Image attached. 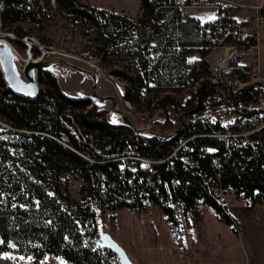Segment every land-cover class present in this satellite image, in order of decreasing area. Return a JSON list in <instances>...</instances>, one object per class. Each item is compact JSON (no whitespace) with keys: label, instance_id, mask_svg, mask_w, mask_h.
Returning a JSON list of instances; mask_svg holds the SVG:
<instances>
[{"label":"trees","instance_id":"obj_1","mask_svg":"<svg viewBox=\"0 0 264 264\" xmlns=\"http://www.w3.org/2000/svg\"><path fill=\"white\" fill-rule=\"evenodd\" d=\"M53 1L56 11L90 28L88 42L97 59L96 66L119 83L123 101L155 110L156 123L170 132H174L175 123H169L166 107L177 109L175 118L181 128L175 136H139L127 127L108 124L105 113L96 111L87 101L64 99L47 75H38L37 83L41 82L44 90L39 91L33 103L11 95L0 79V121L23 131L14 132L6 140L0 135V252H7L12 246L18 254L29 256L30 264H37L46 255L58 257L66 264H109L106 259L113 254L105 247L104 255L89 250L81 236H99L94 210L104 213L103 205L109 212L145 210L140 209L135 191L126 193V183L117 181L116 174H123L122 162L110 160L124 153L170 163L164 161L152 168L162 181H177L172 198L181 203L185 221L195 200L202 199L219 222L236 232V221L206 193L201 182V178H212L220 184L218 187L244 200L246 209L264 204V127L259 129V111L250 106L260 85H249L238 94L210 85L206 79L211 70L202 60L212 46L236 43L230 32L234 21L222 19L215 20V26L200 25L181 15V6H210L216 0H139V15L134 18L95 9L78 0ZM0 2L1 26L20 21L37 24L45 15L38 0ZM207 26L219 42L211 44L205 34ZM252 43L254 40L248 37L247 44ZM17 44L21 45L19 41ZM190 56L200 59L193 61ZM239 79L247 81L241 75ZM194 85L195 94L180 97ZM208 102L211 107L222 103L232 106L237 119L226 127L218 121H193L191 113L199 115L202 104ZM69 128L74 132L79 129L84 143L76 140ZM192 137V141L186 142V147L193 148L191 154L179 148L171 156L181 142ZM181 157L195 161L197 175H190L182 167ZM215 158L221 163L214 170ZM132 165L139 168L137 162ZM167 166L171 172L166 170ZM63 175L79 182L76 202L69 199L66 188L61 186L62 182L68 185ZM144 177L135 180L148 190L147 200L175 226L178 214L168 208L159 209L158 194L152 192L154 183H147ZM157 188L166 197L164 188ZM122 198L131 200L124 202ZM31 205L35 207L30 208ZM87 216L90 224L85 223Z\"/></svg>","mask_w":264,"mask_h":264},{"label":"rangeland","instance_id":"obj_2","mask_svg":"<svg viewBox=\"0 0 264 264\" xmlns=\"http://www.w3.org/2000/svg\"><path fill=\"white\" fill-rule=\"evenodd\" d=\"M44 1L45 0H38V5L45 11V15L41 17L37 24H33L28 21H20L11 25L1 26V34L8 36L7 39L17 54L21 58H25V49L21 42H19L21 44L19 45L17 44V41L22 39L23 36H27L34 38L41 46L49 51L62 52L96 65L97 59L92 56L91 46L88 42L90 28L78 25L77 23L69 20L65 14L56 11L54 9V1L52 3V0H47V6L44 5ZM214 1L215 0H212V2ZM207 3L209 2L205 1V4ZM206 7L209 6H198L197 8H193L191 11H189L191 12L192 17L208 19L207 23L213 25L214 21L216 20V12L214 13L213 9H208ZM240 7H244V5L240 4ZM192 19L193 21H197L194 18ZM253 19L254 17L249 19V22H246L242 25H251L250 23H253ZM198 23L200 24L199 21ZM238 24L233 22L234 28L241 25ZM257 26L256 41L259 47L261 25L257 23ZM230 32L232 33V37H234L233 29L230 30ZM205 34L207 38L210 39L211 44L215 41H220V39H216L214 37L215 33L213 29L209 28V26L206 27ZM253 40L255 42V39ZM225 46L228 45L224 44L220 46H213L216 48L215 51L212 50L213 52H211L210 50L208 53L207 60L208 58L209 60H206L205 62L208 64L211 70V76L213 72L211 69L212 63L216 57L223 55ZM32 54L35 57L38 56L36 50H33ZM192 57L194 56H190L189 59L193 60ZM238 64H244L248 66V68H252L248 82L246 84L241 85L238 83H232L228 76L222 75H219V77L223 83L219 81L210 82V77L206 80L210 85H219L224 89H228L226 86L227 82L225 83V81H230L233 88L231 87L229 89L233 94H235V92L238 94L240 90L249 85L256 83L260 85L259 92L255 96L254 102L251 103L250 106L252 109L259 111L257 118L260 120V125L258 127L261 129L264 127V79L260 77L258 68L261 69L264 66V49L260 48L258 50L257 58L253 61V63L249 62L247 59L239 58L234 62V65ZM101 72L105 80L110 81L114 85H119V83L107 73H105V71L101 70ZM38 87L39 91L44 90V85L41 82H38ZM194 87V90H191L192 86H189V88L186 89V91L182 93L180 97L184 98L189 94H195L196 85H194ZM121 108L124 112L131 116L134 127L137 130L151 129L152 132H155L156 134L160 133L161 135L166 136L167 133H172L169 130H165L161 124L156 123L157 117L155 116V110H148L145 108L144 104L139 106H131L127 103L125 105L122 104ZM202 109L203 110L199 115H195V111L191 113L193 121L198 119L204 120L207 123L218 121L222 126L226 127L231 125L234 119H237L238 117L234 111V108L230 105H226L225 103L215 107H211L209 102L208 105L207 103H203ZM166 110L168 111L169 123H175V129H172V131L180 130V125L176 127V124H178L175 118L177 109L171 110L170 107H166ZM96 111H103L105 113V110L103 109H96ZM259 129L257 128V130ZM145 134L151 133L145 132ZM175 135L176 133L173 136ZM128 160L127 166L133 168V162ZM85 161H87V159H85ZM100 163L103 164L104 162ZM117 164L119 165V163ZM120 167L123 166L121 165ZM62 178L68 181L67 191L69 196L72 198L78 197L79 182H72V180H69L66 175H63ZM144 178L146 179L147 183L150 182V178L147 177V175ZM221 191L222 193H220V196L222 197V202L219 197H216L218 200L216 202L220 206H223L224 209H226V212L228 209L230 214L234 217L233 218L231 216L237 223V228L234 229L233 227L234 231L237 230L236 232H233L231 228L219 222L213 211L201 202L202 199H196L201 202L202 205H200V207H203L200 219L195 222L191 218V222H195L191 223L190 221L186 222L178 215V223L175 226H171L166 220L163 212L157 209H145L138 213V215L135 217L129 216L125 209L118 210L114 216H112L114 212L99 213L98 211L94 210L95 222L97 221L96 223H98L99 229L97 232L99 235L102 233L108 235L117 245H119L132 264H169V262L174 263L175 260L176 262L174 264H178L179 260L175 259L174 257L177 256L179 259H182L181 255L183 251H186V248L189 258H186L184 264H194V262L192 263L190 260V254L192 253L191 251H201L200 249L202 248H207V251H210L209 253L214 255L217 254L220 259L226 256L230 259L229 263L226 264H264V204L255 205L252 209H246L244 200L236 197L228 189L221 188ZM193 217L197 216H194L193 214ZM203 221H208L210 224L206 225L209 227L206 229L207 234H205L204 238H202L200 246L198 244L191 246L188 243L187 245L184 243L185 246H183L181 241H184L185 237L181 238V236L183 237L184 233L187 231L190 235L193 234V239L195 240L196 235L194 230H202V224H205ZM189 230H191V233ZM203 230L205 231V229ZM9 249L10 250L7 252H0V264H30L29 256L18 254L17 250H15V248L12 246ZM171 250L173 251L171 252L173 254L168 255L167 251ZM112 259L115 264H118V261L114 255L112 256ZM37 264L66 263L58 257L47 255ZM212 264L221 263H218L216 259V261H214Z\"/></svg>","mask_w":264,"mask_h":264},{"label":"water","instance_id":"obj_3","mask_svg":"<svg viewBox=\"0 0 264 264\" xmlns=\"http://www.w3.org/2000/svg\"><path fill=\"white\" fill-rule=\"evenodd\" d=\"M2 10L3 3L0 2V12ZM7 38L0 32V79L4 89L14 97L30 103L37 101V77L39 74L47 75L64 99L87 101L90 107L105 110L108 124L127 127L139 136L145 132L156 135L151 129L137 130L134 127L131 116L121 108L122 104L127 103L121 99L120 85L105 80L96 65L62 52L49 51L34 38L27 36L18 40L25 49L23 59ZM33 50L37 51L38 56H33ZM99 240L103 248H107L116 257L118 264H132L122 248L108 235L100 234Z\"/></svg>","mask_w":264,"mask_h":264},{"label":"built area","instance_id":"obj_4","mask_svg":"<svg viewBox=\"0 0 264 264\" xmlns=\"http://www.w3.org/2000/svg\"><path fill=\"white\" fill-rule=\"evenodd\" d=\"M176 1H181V0H176ZM218 1V0H216ZM233 7V6H232ZM186 8L185 6H181L180 9H184ZM212 8H214L215 12H216V20H222V19H231V15L230 12L231 10L228 11V9L225 6H222L220 4H214L212 5ZM264 10L261 7H255V15H254V21L253 23H250L251 25L248 26L247 25H240V26H236L233 29V40L238 43V45L236 43L234 44H227L228 46H225L224 51H223V55H219L218 57H216V59L213 61L211 69L213 70L212 72V76H210L209 81L211 82H215V81H219L222 82L221 78L219 77V75L222 76H228V78L231 79L232 83H238V84H246L248 82L249 79V75L251 73L252 68H248V66L246 65H234V62L236 59H247L249 62H252L257 58V54H258V47L256 42V31H257V23H259L260 25L264 24ZM182 17H185V15L181 12ZM250 37L252 39H255V42L252 44H247V38ZM215 47H211V52L215 51ZM213 50V51H212ZM230 51V54L228 55L227 59H224V53H226V51ZM207 56H204L202 58V60L205 62L207 60ZM193 60H199V56H194L192 57ZM209 60V58H208ZM207 60V61H208ZM211 65V64H210ZM239 75L244 76L247 81L246 82H242L239 79ZM229 79V80H230ZM224 80V79H223ZM227 82V83H226ZM231 82L230 81H225L226 86L229 88H231ZM223 83V82H222ZM221 83V84H222ZM194 87V86H193ZM191 88V90H194V88ZM233 88V87H232ZM236 93V92H235ZM203 118V117H202ZM200 120V119H198ZM201 122H203L204 124H207V122H205L204 120H200ZM179 124H176V127ZM73 134H74V138L78 141H81L82 143H84V140L82 138L81 132L78 129L76 132H74L71 128H69ZM14 132H23V131H17L12 129V127H10L8 124L3 123L0 121V135L3 137L4 140H6L7 138H11L14 134ZM155 138H159V137H163V135L159 134H152ZM211 137H214L213 134H211ZM194 139V137L181 142L178 147L176 149H174L173 153L171 154V156L175 155L177 149H185L184 152L186 154H191L192 149L193 148H188L186 147V142L187 141H192ZM64 141V140H62ZM7 147V146H4ZM108 148V146H107ZM68 149H71L68 146ZM97 153V152H96ZM107 157V156H106ZM90 158V157H89ZM92 159V158H91ZM127 159H137L139 160V168H128L127 166ZM93 160V159H92ZM169 160V159H168ZM179 160L182 162V167L184 169H187L190 171V175H197L198 170L196 169V163L193 159H189L187 160L185 157H181L179 158ZM110 161H121L122 162V166H123V174H116L117 175V181L119 183H126L127 186V191L126 193L129 192H133L135 191L136 193V198L137 201H139V205H140V209L143 210V208L145 209H156V207L154 205H152L151 202H149L147 199V194L145 191H148L146 188L144 189V187L139 186L141 180H143V175H150V182L154 183V190H152L153 193L158 194V201H159V209H165L168 208L170 210L175 211L180 217H182V219H184V216L182 215V209H181V203L174 201L172 198L173 195V190L176 189V187H178V183L175 180V178H169L167 181L165 180H161L159 178V176L156 173V169H153L152 166L154 165H158L163 163L164 161H151V160H147V159H143L140 157H137L135 154L132 153H124L121 156H119L118 158L114 159V160H110ZM93 163H95V161L93 160ZM168 164H170L167 161ZM220 163L221 160L215 158L213 160V169H219L220 168ZM166 170L171 172V168H169L167 166ZM164 175V174H163ZM138 178V182H136V178ZM215 177L218 179V174L215 175ZM201 182L202 185L205 188L206 193L211 194V196H213V198L215 199V201H218L216 199V197H219V199L222 202V197L220 196V193H222L221 188L218 187L220 186V184H216L215 182H213L212 178H204L202 180L201 178ZM145 183V182H144ZM112 184H114V182H112ZM62 188H66V192L67 195L69 197V199L73 200L74 202H76L77 200L75 198H72L69 196V193L67 191V184H65L64 182L61 183ZM113 186V185H111ZM158 186L163 187L164 188V195L166 197H163L162 194H160L158 192ZM152 193V194H153ZM145 195V197H144ZM156 199V198H155ZM118 201L120 199H117ZM124 202H127L128 200L131 199H121ZM120 200V201H121ZM201 202H199V200H195V202L192 204V206L189 208L187 216H186V221H190L191 222V213H199V219L200 216L202 215V210L203 207H200ZM35 205H31L30 208H34ZM199 207V208H198ZM102 210L104 212H109L108 210H106L105 206H102ZM127 211V214H129V216L131 217H135L136 215H138L137 210L133 209V208H127L125 209ZM85 223L86 224H90L91 223V219L90 217H86L85 218ZM191 223H195V222H191ZM81 239L84 243V245L89 249V250H96L98 251L101 255H104V251H103V245L101 244L100 240H99V236H81ZM168 254L171 253V251H167ZM107 262H109V264H115V262L113 261V259L111 257L106 259Z\"/></svg>","mask_w":264,"mask_h":264},{"label":"crops","instance_id":"obj_5","mask_svg":"<svg viewBox=\"0 0 264 264\" xmlns=\"http://www.w3.org/2000/svg\"><path fill=\"white\" fill-rule=\"evenodd\" d=\"M78 1L85 3V4L89 5L90 7L95 8V9L112 11L115 13L123 14V15H125L127 17H131V18H134V17L139 15V6H140L139 0H78ZM214 4H220L222 6H225L228 9V11L231 10V12H230L231 20L234 21L235 24L239 23L241 25L245 24L246 22H249V19H252L254 17L255 7L259 6V7L264 9V0H218L215 3H213L212 5H214ZM240 4L244 5V7H240ZM212 5H210L209 7H206V8L214 10V8H212ZM185 7L186 8H184V9H180L181 12L185 15V18L186 17L194 18L195 20L199 21L201 25L208 22V19H201L199 17H192L191 12H190L191 9L197 8L198 6L197 7L196 6H185ZM201 8H203V7H201ZM214 13H215V10H214ZM256 44H258L257 41H256ZM257 47H258V45H257ZM260 48L264 49V24L261 25L260 46L258 47V50ZM258 69L260 72V77H262L264 79V66L261 69L260 68H258ZM72 182H75V181H72ZM117 211H115L113 213V215L112 214L111 215L114 216V214ZM227 213L230 216H232L230 214V212L228 211V209H227ZM203 222L205 224H202V227H201L202 230H200V231L198 229L194 230L195 235H196L195 240L193 239V234L190 235L187 231L184 233L183 237L181 236V238L185 237L184 241H181L183 246H185L184 243L186 245L188 243L191 246H194L197 244L200 246V242H201L202 238H204V235L207 234L206 229H208L209 226H206V225L210 224L208 221H203ZM96 227H97V230H99L98 229V223H96ZM203 229H205V231ZM189 232L191 233V230H189ZM223 241H224V239H223ZM200 250L201 251H198V250L191 251L192 253L190 254V260L192 263L194 262V264H212L217 259L218 263L226 264V263H229V261H230V259L227 258L226 256L224 258L220 259V257L217 254L214 255L212 253H209L210 251H207V248L206 249L202 248ZM171 252H173V251L171 250ZM186 253H187V256H186ZM172 254L173 253H170L168 255H172ZM225 255H226V253H225ZM174 258L179 260L178 264H184V261L186 260V258H189L187 248H186V251H183V253L181 255L182 259H179L177 256ZM175 262H176V260H175ZM174 263L169 262V264H174Z\"/></svg>","mask_w":264,"mask_h":264},{"label":"bare ground","instance_id":"obj_6","mask_svg":"<svg viewBox=\"0 0 264 264\" xmlns=\"http://www.w3.org/2000/svg\"><path fill=\"white\" fill-rule=\"evenodd\" d=\"M230 54V51L228 50V51H226V53H224V59H222V60H225V58L227 59V57H228V55ZM177 131L178 130H176V131H174V132H172L170 135L171 136H173L175 133H177ZM162 138H164V136L162 137ZM84 159H87V158H85V157H83ZM88 161H90L89 159H87ZM128 160V159H127ZM128 161H133V162H137V163H139V160H137V159H129ZM91 162V161H90ZM122 171V170H121ZM213 197V196H212ZM207 207V206H206ZM192 214V213H191ZM193 214H194V216H197V217H193ZM192 214V219H193V221H195V222H197L198 220H199V215H198V213H193Z\"/></svg>","mask_w":264,"mask_h":264}]
</instances>
